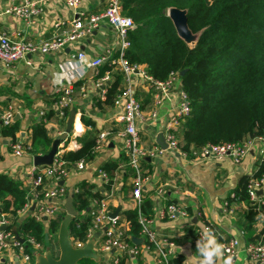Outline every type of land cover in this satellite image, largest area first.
<instances>
[{"label":"crops","instance_id":"obj_1","mask_svg":"<svg viewBox=\"0 0 264 264\" xmlns=\"http://www.w3.org/2000/svg\"><path fill=\"white\" fill-rule=\"evenodd\" d=\"M36 1L42 9L41 13L32 22H28L19 16L5 12L7 7L12 6V0H0V35L6 34L17 40L21 38L33 41L50 39L55 35L68 32L72 28L73 20L82 13L103 11L108 2V0H82L78 8H71L67 0ZM121 42L115 29L104 22L76 44L67 45L63 51L49 55L36 53L10 66L0 61V115L8 108H13L17 118L14 123L20 124L17 136L26 141L31 137L32 128L41 121L47 123L49 133L55 139L66 127V124L64 126L57 122L53 116V112L58 111L55 95H58L64 87L72 86L74 101L71 109L76 111V116L73 131L69 139L61 146L62 153L80 148L81 143L78 137L88 130L98 133L104 130H115V133L124 130L125 123L120 118L123 110L120 107H98L96 104L98 100L103 99L101 88L98 86L102 79L109 76V82L114 79V73L120 74L121 71L115 66L100 75V69L110 62L98 68L92 66V59L104 57L109 60L118 56ZM79 53H84L85 57H80ZM139 70L140 72L131 76L130 85L136 91V97L144 110L143 118L136 121L141 145L150 148L158 145V136L164 132V128L178 110L180 95L178 92H172L169 95L170 98L158 107L157 115L153 116V99L157 92L150 79L142 74L143 71L146 72V66H139ZM128 84L129 82L123 79V87ZM83 114L95 122L94 127L83 123L81 119ZM48 115L52 118L47 119ZM261 147L259 141H254L239 162L232 157L217 161L210 155L199 154L184 158L179 153L170 151H165L150 160L147 159L151 164V173L145 182L143 195L149 196V199L154 201V215L150 225L157 232L158 242L164 249L170 247V243L173 244L175 255L172 259L183 255L184 264H200L201 257L196 248L197 234L199 230H204L206 223H212L219 233L214 234L217 242L221 243L224 239L231 237L238 238L239 254L231 264H260L249 259L246 251L249 234L240 225L248 204L245 201L233 203L235 213L230 215L225 211V204L228 198L234 195L240 178L244 175L251 176L257 171L261 161ZM122 151L120 140H111L97 153L95 160L86 169H71L64 180V185L69 190L75 189L83 181L93 183L96 190H100L105 197H108L110 212L119 209V227L128 231L131 227L125 212L138 208L133 196V175L126 170V167H122L115 176L112 188L106 190V181L97 171L107 161L120 160ZM33 165V156L27 152L16 155L9 140L0 136V173H8L27 186L31 182L29 171ZM146 171L149 172L147 168ZM258 194L259 200L264 203V183ZM40 200L46 203V199ZM62 200H47V204L60 205L58 215L64 214L65 206ZM174 201L178 203L180 209L187 212V216L176 215L170 218L166 215L169 204ZM34 204L36 205L33 210ZM38 204L39 199L31 196L27 206L19 212L18 221L22 223L26 218L35 217ZM44 223L48 239L46 247L51 246L54 253L58 255L57 234H49L48 218H44ZM263 227L264 216L260 217L259 222L256 223L257 230ZM147 244L146 240L142 244H136L132 238V245L138 247L135 254L114 250L98 262L92 259L87 260H92L95 264H113L111 258L118 256L125 260V264H157L158 250L155 246L146 248ZM46 247L38 252L44 253ZM225 261L223 255L216 258L214 264H225ZM0 264L24 263L17 260L15 251H5L0 252Z\"/></svg>","mask_w":264,"mask_h":264},{"label":"trees","instance_id":"obj_2","mask_svg":"<svg viewBox=\"0 0 264 264\" xmlns=\"http://www.w3.org/2000/svg\"><path fill=\"white\" fill-rule=\"evenodd\" d=\"M122 2L123 13L133 18L136 23V27L128 33L130 46L124 52L128 64L145 65L146 73L154 80L162 82L167 81L171 73H181L187 69L186 74L181 77V88L188 96L191 111L180 124L177 135L182 151L187 152L189 158L196 156L194 152L204 147L244 143L248 139L264 135V0ZM170 7L188 9V22L192 31L196 33L203 30L193 48L178 35L167 15ZM112 67H115V64H105L100 69V75L110 71ZM123 79L125 80L122 73H114V79L106 85L105 98L96 103L98 107L116 106V98L125 88L122 85ZM59 99L60 94L55 95L56 104ZM71 110V106L65 109L68 117ZM1 116L0 136L7 138L12 145L18 140L20 124L15 122L6 127ZM53 116L65 126L59 110L53 112ZM50 118L52 116L48 115L47 119ZM81 119L86 126H95V122L84 114ZM112 132L116 134L115 130ZM98 134L94 130L86 131L78 137L80 148L62 153L70 168L80 160H95L98 152H94V147ZM29 140L31 148L27 153L34 157L48 152L54 138L49 133L47 123L41 121L32 128ZM150 166L147 159L142 161L143 169L149 170L144 176L151 173ZM122 167H126L135 178L136 173L130 165L126 149H123L120 160L107 161L100 167L108 176L105 182L106 190L112 188L115 176ZM262 177L264 160L259 162L253 175L240 178L234 195L227 200L229 206L242 201L248 204V209L240 221L242 229L249 234L247 243L264 242V227L256 229V223L264 216V203L259 199L251 201L248 195L250 181ZM76 187L78 191L74 193V206L79 214L70 225V237L74 242H85L92 230L91 203L106 197L100 190H96L93 183L83 181ZM144 190L143 187L141 206L125 212L131 227L127 231L131 244L133 237L142 235L141 218L151 219L154 215V201L143 195ZM31 196L33 195L29 186H24L23 181L8 173H0V220L4 215L9 222L6 229L8 232L14 233L12 228L17 227L25 241V253L35 262L34 252L41 251L48 243L44 219L37 220L33 216L26 218L22 223L18 221L19 212L24 210ZM172 204L178 205L176 201L169 205ZM48 222L49 234L56 235L61 218H50ZM213 228L215 229V226ZM28 237H34L40 247L29 243ZM184 261L183 255L171 260L173 264H184ZM120 262L125 264L123 258ZM80 264L95 262L85 259Z\"/></svg>","mask_w":264,"mask_h":264},{"label":"built area","instance_id":"obj_3","mask_svg":"<svg viewBox=\"0 0 264 264\" xmlns=\"http://www.w3.org/2000/svg\"><path fill=\"white\" fill-rule=\"evenodd\" d=\"M13 4L5 9L6 13L19 16L28 22H32L33 19L41 13V7L36 0H12ZM82 0H67V4L71 8H78L81 5ZM109 23L121 38L120 53L114 58L109 60L104 57H98L92 59V66L98 68L106 62L115 64L121 73L124 75L125 81L129 82L125 86L124 90L117 96L115 105L123 110V114L120 116L121 120L125 122V129L114 134L112 131H101L98 134L94 152H99L104 146H106L111 140L119 139L122 148L127 150V155L130 159V165L135 170L136 176L133 181V196L136 199L138 208L142 204V190L145 182L148 180V175L144 176L146 169L142 167V161L144 159H152L155 156L161 155L165 151L172 153H179L184 158L188 157V153L182 151L180 142L178 140L177 129L178 126L184 121V119L190 114V102L188 96L181 88V73H171L169 79L165 82L156 81L145 71L142 74L150 79L152 85L157 92L153 99L152 114L157 115V109L165 100L169 99V95L172 92H178L180 95L178 110L175 115L172 116L169 123L164 128V137L168 144L167 149H162L159 145H155L150 148H145L141 145V137L137 130L136 121L140 120L144 116V110L142 105L136 97V91L130 85L131 76L140 72L139 66H132L128 64L124 58L125 50L130 46L128 39V33L130 30L136 27V23L130 16L123 13L122 0H108L106 8L98 13H82L79 17L73 20L72 28L61 35H55L54 37L41 41H33L31 39L21 38L13 39L6 34L0 35V61L5 65H14L19 61L26 60L29 55L42 54L49 55L63 51L69 44H76L79 40L84 39L87 35L91 34L95 29L99 28L102 23ZM80 57H85L84 53H79ZM106 59V60H105ZM108 60V61H107ZM28 63H30L28 61ZM109 76H106L99 83L101 88V97L105 98L106 85L108 83ZM60 99L57 102L60 118L64 123L68 119L65 109H68L74 101V89L72 86H66L59 93ZM15 110L8 108V110L2 114L1 120L4 126L9 127L14 123ZM259 141L261 147V160H264V135L256 137L254 139H248L244 143H226L221 145H214L202 148L200 151H195L194 154L210 155L217 161H222L224 158L232 157L236 162L247 154L250 146L254 141ZM13 152L16 155H22L31 148L30 140L26 141L24 138L18 137V140L11 145ZM61 149V148H60ZM91 162L80 160L73 164V167L68 166V162L62 157V151L59 150L51 165H33L29 171L31 176V182L29 183L30 193L39 199L37 206L38 212L35 215L37 220H43L44 218H56L61 208L58 204H47V200L63 199L68 190L64 184V181L69 175L71 169H86ZM98 174L105 181L108 180L107 173L99 168ZM264 183V177L260 179H253L248 186V195L251 201H257L259 199V189ZM78 191V187L74 189V193ZM40 199H46V203ZM91 206L90 215L92 217V230L88 234V240L85 242H74V246L83 247L89 239H91L96 232H100L98 240L95 244V252L101 257L110 255L112 251L119 250L126 253H137L138 247L133 246L129 239L131 238L126 230L120 229V217H110V210L108 208V197L102 200H93ZM27 206V205H26ZM226 213L234 214L235 209L226 202ZM166 215L170 218L176 215L187 216V212L184 209H180L178 205H170L166 211ZM8 221L4 215L0 220V252L15 251L18 261H22L24 264H35L32 262V258L29 254L25 253V241L21 242L16 239L15 234L8 232L7 230H1V227L8 225ZM152 219L141 218L142 224V236L147 241L146 248L155 246L158 250L159 256L157 257V264H173L171 262L172 257L175 255L173 244L170 243V247L164 249L158 242L157 232L151 227ZM214 224L206 223L204 229H209L213 234H219L217 229L213 228ZM204 230H199L197 234V241L201 239V235ZM28 242L39 248L40 244L37 243L34 237H28ZM224 249V257L227 260L231 258L233 263L238 257V238L231 237L221 242ZM246 251L248 257L253 262L264 264V242L246 243ZM120 257L116 256L111 258L113 264H121Z\"/></svg>","mask_w":264,"mask_h":264},{"label":"water","instance_id":"obj_4","mask_svg":"<svg viewBox=\"0 0 264 264\" xmlns=\"http://www.w3.org/2000/svg\"><path fill=\"white\" fill-rule=\"evenodd\" d=\"M167 15L172 20L175 29L178 35L191 47L193 48L198 40L200 39L203 30L199 32H193L189 26L188 22V9H180L177 7H170L167 10ZM187 72V69L181 71V76H184ZM76 116V111L71 110L69 117L66 122V127L63 133L57 136L51 146V149L44 153L38 154L33 157V163L36 166L40 165H51L54 161L55 156L63 146V142L69 139L73 131L74 120ZM17 118H14L16 121ZM157 143L162 149H167L168 144L164 137V134L161 133L157 138ZM150 160V158H147ZM64 184V181L61 182ZM62 203L65 206V213L59 214L61 218V223L57 233V243L59 248V254L56 255L51 246L46 247L44 253L35 252V264H80L81 261L85 259H92L96 262L100 261L102 257L95 252V244L98 240L100 232H96L94 236L89 239V241L83 247L74 246L73 240L70 237V225L73 219L78 216L79 212L75 209L74 206V189L71 188L68 190L66 196L63 198ZM33 205L32 209H35ZM119 215V209L110 213L111 218H115ZM7 225L1 227V230H6ZM16 239L21 242H24V238L19 234L17 227L12 228ZM48 237V236H47ZM133 241L136 244L144 243L145 239L143 237H133Z\"/></svg>","mask_w":264,"mask_h":264},{"label":"clouds","instance_id":"obj_5","mask_svg":"<svg viewBox=\"0 0 264 264\" xmlns=\"http://www.w3.org/2000/svg\"><path fill=\"white\" fill-rule=\"evenodd\" d=\"M196 248L201 257L200 264H214L215 259L224 254L223 244L217 242L213 232L207 228L204 229L201 239L197 241ZM225 264H231V258H228Z\"/></svg>","mask_w":264,"mask_h":264}]
</instances>
